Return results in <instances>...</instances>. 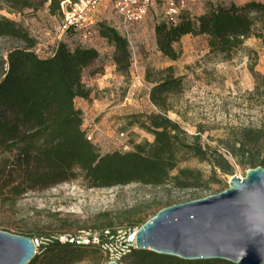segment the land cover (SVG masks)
I'll use <instances>...</instances> for the list:
<instances>
[{
  "label": "rangeland",
  "instance_id": "rangeland-1",
  "mask_svg": "<svg viewBox=\"0 0 264 264\" xmlns=\"http://www.w3.org/2000/svg\"><path fill=\"white\" fill-rule=\"evenodd\" d=\"M61 1L64 10L72 0ZM246 1L193 0L186 11L199 15L210 5H242ZM164 9L158 4L149 10L143 21L123 27L109 3L98 8L99 22L114 27L128 40L131 64L125 72H119L112 66L113 45L97 31L86 43L71 34H63L60 29L63 14L50 13L48 1L35 8L13 12L0 0V15L25 27L35 37V48L40 55H49L59 41L70 49L82 45L97 50L98 58L84 70L82 80L97 87L101 75L106 74L107 83L96 94L100 106L94 116H82V127L92 133L100 153L130 150L134 143L152 140L149 133L130 124V115L158 111L149 101L151 84L144 75L147 70L172 65L175 73L182 77V88L170 96L172 108L166 112L167 116L181 126L188 140L196 136L212 159L215 154L222 155L229 172L224 173L208 161L186 153L178 165L199 175L189 188H176L171 181L158 186L128 183L89 187L80 176L75 177L44 189L26 191L13 203L0 196V230L39 238L82 228H106L107 223L113 228L119 227L128 225L127 219L132 221L133 227H138L133 223L138 217L147 220L164 206L220 192L227 187L231 175L244 176L245 170L251 167L241 161L253 158L259 163L264 159V150L247 151L242 158L232 154L239 139L246 134L257 133L264 137V48L260 41L250 37L227 56L212 52L204 35L187 34L175 44L179 57L172 60L164 56L155 43L154 25L163 18ZM11 45V40L0 38L3 58ZM93 70L98 72L92 73ZM74 103L78 105L77 100ZM174 173L172 171V175ZM81 256L63 264L106 263L104 255L93 247L85 249ZM35 264L50 263L45 259Z\"/></svg>",
  "mask_w": 264,
  "mask_h": 264
},
{
  "label": "trees",
  "instance_id": "trees-1",
  "mask_svg": "<svg viewBox=\"0 0 264 264\" xmlns=\"http://www.w3.org/2000/svg\"><path fill=\"white\" fill-rule=\"evenodd\" d=\"M3 1L13 12L35 8L48 1L50 13H62L61 0ZM96 31L113 45L112 62L116 70L125 72L131 64L127 39L104 22L96 24ZM65 34L77 37L71 30ZM187 34L204 35L212 52L227 56L241 48L250 37L259 40L264 48V0H247L242 5H210L199 15L184 10L176 22L162 18L154 25L157 49L172 60L179 57L175 44ZM0 38L12 41L5 58L0 55V196H4L3 199L13 203L26 191L44 189L79 176L89 187L128 183L158 186L171 181L176 188H189L194 186L199 175L178 165L186 153L208 161L224 173L229 172L222 155L215 154L212 159L196 136L188 140L181 126L167 116L166 112L172 108L170 96L182 88V77L175 73L172 65L147 70L144 75L151 84L149 101L158 111L130 115V124L149 133L152 140L134 143L130 150L113 149L100 153L86 140L82 111L74 103L76 98L86 99L90 95L91 89L82 77L84 70L97 60V50L82 45L70 49L59 41L49 55L42 56L33 50L37 43L35 37L21 24L2 15ZM252 150H264L263 136L246 134L239 139L232 154L242 158L243 153ZM241 162L251 167L257 164L264 167V159L259 163L253 158ZM172 171H175L173 175ZM127 221L128 225L122 227H133L132 221ZM145 221V217H138L133 223L139 227ZM107 225L113 228L109 223ZM88 247L91 246H76L52 239L40 245L39 254L27 264L45 259L50 264L75 261ZM123 262L232 264L221 259L184 260L136 248L122 257Z\"/></svg>",
  "mask_w": 264,
  "mask_h": 264
},
{
  "label": "water",
  "instance_id": "water-1",
  "mask_svg": "<svg viewBox=\"0 0 264 264\" xmlns=\"http://www.w3.org/2000/svg\"><path fill=\"white\" fill-rule=\"evenodd\" d=\"M244 185L264 190V167L247 168L244 176L231 175L218 193L158 209L137 228L135 248L184 260L264 264V234L249 232L241 215L259 211V198ZM34 255L31 237L0 230V264H27Z\"/></svg>",
  "mask_w": 264,
  "mask_h": 264
},
{
  "label": "built area",
  "instance_id": "built-area-1",
  "mask_svg": "<svg viewBox=\"0 0 264 264\" xmlns=\"http://www.w3.org/2000/svg\"><path fill=\"white\" fill-rule=\"evenodd\" d=\"M191 1L193 0H72L62 10L60 29L63 34L69 30L73 31L81 43H86L96 31V24L99 22L96 12L103 4L109 3L122 26L127 27L143 21L149 10L158 4H162L165 8L163 18L170 22H176L179 13L187 10L188 3ZM33 50L37 54H41L38 49L34 48ZM84 131L86 140L94 144L92 133L85 129ZM122 134L120 132V135ZM136 230L137 227L122 226L101 229L82 228L76 231L52 234L48 237H35L32 238V241L35 246V254L40 251L38 249L40 245L56 239L61 243L96 247L104 255L106 262L114 260L121 264L122 257L135 248Z\"/></svg>",
  "mask_w": 264,
  "mask_h": 264
},
{
  "label": "clouds",
  "instance_id": "clouds-1",
  "mask_svg": "<svg viewBox=\"0 0 264 264\" xmlns=\"http://www.w3.org/2000/svg\"><path fill=\"white\" fill-rule=\"evenodd\" d=\"M253 196L258 197V205L260 210L249 215L241 213L243 222L247 230L253 234H264V190L256 185H244ZM241 189H238L240 193ZM243 254V253H242Z\"/></svg>",
  "mask_w": 264,
  "mask_h": 264
},
{
  "label": "crops",
  "instance_id": "crops-1",
  "mask_svg": "<svg viewBox=\"0 0 264 264\" xmlns=\"http://www.w3.org/2000/svg\"><path fill=\"white\" fill-rule=\"evenodd\" d=\"M112 66L114 64L112 63ZM105 75H101V78L97 81V87L96 85L93 86V83H85L86 86H88L91 89L90 95L88 98H76L75 101H78V105L76 107L80 108L82 111V116L84 117L87 115L94 116L97 108L100 106L98 105V100L96 99V94L98 93V89L101 88L107 81L105 80Z\"/></svg>",
  "mask_w": 264,
  "mask_h": 264
}]
</instances>
